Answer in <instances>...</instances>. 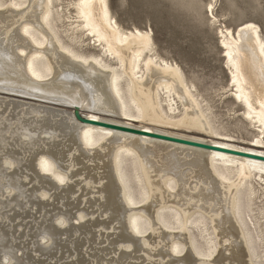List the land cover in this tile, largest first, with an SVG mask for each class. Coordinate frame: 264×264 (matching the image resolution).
I'll return each mask as SVG.
<instances>
[{
    "label": "bare ground",
    "instance_id": "6f19581e",
    "mask_svg": "<svg viewBox=\"0 0 264 264\" xmlns=\"http://www.w3.org/2000/svg\"><path fill=\"white\" fill-rule=\"evenodd\" d=\"M108 3L78 0L76 20L63 30L68 42L55 25L54 0H0V92L9 93H0V264H255L240 190L256 172L264 177L263 159L85 123L74 108L264 155L258 26L222 30L233 96L263 136L245 146L212 136L219 133L180 66L152 53L151 32L121 28ZM77 31L99 53L75 48L69 33ZM177 98L180 117L169 114ZM127 161L141 199L131 192ZM194 225L207 250L193 240Z\"/></svg>",
    "mask_w": 264,
    "mask_h": 264
},
{
    "label": "rangeland",
    "instance_id": "374dc122",
    "mask_svg": "<svg viewBox=\"0 0 264 264\" xmlns=\"http://www.w3.org/2000/svg\"><path fill=\"white\" fill-rule=\"evenodd\" d=\"M77 1L54 0L55 8L61 15L59 20L55 17V25L68 42H71L70 38L63 30L76 20ZM108 2L111 14L121 28L124 30L137 28L151 32L153 46L156 48L152 53L157 54L160 60L163 58L169 63H174L172 64L174 66H180L187 84L198 94L199 101H202L201 107L208 114L213 130L219 133L212 136L216 138L221 134H227L238 144L246 146L261 135L259 124L245 118V106L233 96L232 90H235V86L233 82L230 83V66L224 57L221 41L224 38L222 30L226 31L229 28L237 34L238 27L245 22L255 23L264 41V0H108ZM69 35L77 36L76 41L79 43L74 41L73 45L78 50L84 53H99L98 49L90 48L93 47V43L90 46L92 37L83 35L80 31ZM177 99L176 111H169L168 106L164 107L170 115L180 117L184 107L181 106L182 103L180 104L181 100ZM178 130L189 129L180 127ZM124 166L130 180L131 192L136 198L141 199L140 193L143 190L141 191L142 187L135 178L137 172L130 161ZM256 173L247 179V183L240 190V213L243 217L241 224L244 228H251L254 235V242L249 244L252 259L255 264H264V177ZM247 192L252 197H249ZM172 213L174 212L167 211L166 216L176 223ZM204 221L206 224L208 222V227L211 226L209 217L206 216ZM176 225L178 224L174 226ZM191 229L196 244L207 250L208 244L200 235V231L195 225Z\"/></svg>",
    "mask_w": 264,
    "mask_h": 264
},
{
    "label": "water",
    "instance_id": "95a60500",
    "mask_svg": "<svg viewBox=\"0 0 264 264\" xmlns=\"http://www.w3.org/2000/svg\"><path fill=\"white\" fill-rule=\"evenodd\" d=\"M74 112H75V116L80 121L85 122V123L110 127V128H114V129L123 130V131H130V132H134V133H138V134H142V135H149V136H153V137H157V138H162V139H167V140L185 143V144H189V145L199 146V147H203V148H207V149L219 150V151H224V152L235 154V155H240V156L264 160V155L249 152V151H243V150H238V149H233V148L221 147L217 144H213V143H209V142H203V141L188 139V138H184V137L163 134V133H159V132H151V131H147L145 129L131 127V126H127L124 124H118V123H114V122L93 119V118L82 115L81 108L78 106L74 108Z\"/></svg>",
    "mask_w": 264,
    "mask_h": 264
}]
</instances>
